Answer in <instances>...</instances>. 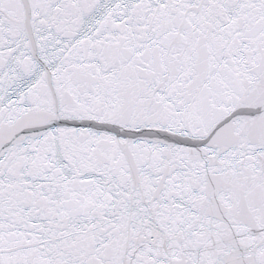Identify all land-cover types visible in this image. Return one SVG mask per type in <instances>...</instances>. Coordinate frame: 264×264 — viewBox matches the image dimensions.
<instances>
[{
  "label": "snow or ice",
  "instance_id": "1",
  "mask_svg": "<svg viewBox=\"0 0 264 264\" xmlns=\"http://www.w3.org/2000/svg\"><path fill=\"white\" fill-rule=\"evenodd\" d=\"M0 264H264V0H0Z\"/></svg>",
  "mask_w": 264,
  "mask_h": 264
}]
</instances>
